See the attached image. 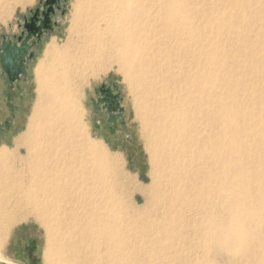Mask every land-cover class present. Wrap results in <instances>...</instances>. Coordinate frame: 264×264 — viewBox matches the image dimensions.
<instances>
[{"label": "bare ground", "instance_id": "bare-ground-1", "mask_svg": "<svg viewBox=\"0 0 264 264\" xmlns=\"http://www.w3.org/2000/svg\"><path fill=\"white\" fill-rule=\"evenodd\" d=\"M76 10L82 35L48 46L21 144L0 148V250L34 217L56 264H264V0ZM114 64L136 93L148 186L82 124L79 85Z\"/></svg>", "mask_w": 264, "mask_h": 264}, {"label": "rangeland", "instance_id": "rangeland-1", "mask_svg": "<svg viewBox=\"0 0 264 264\" xmlns=\"http://www.w3.org/2000/svg\"><path fill=\"white\" fill-rule=\"evenodd\" d=\"M42 1L45 0H23L26 2L25 7L19 5L15 8H13L15 6L13 1L7 0L0 3V15L2 12H7L6 17L0 22V35H12L13 32H17V25L22 17L36 8ZM65 1V15L59 19V28L46 40L37 59L32 64L26 88L21 91V94H14L15 96L10 98L5 86L3 87V96L0 99V148L7 146L14 151L21 144V138L28 129L29 119L37 102L35 68L44 57L48 46L56 42L60 48H64L70 37L76 39L82 35L81 32L76 33V30L73 29L76 8L80 4L86 6L89 1L94 0ZM202 10L208 12L206 6ZM242 56L239 58L242 59ZM106 83L116 85L122 96V107L125 110L122 123L112 121L108 119L107 115L95 112V105L92 104L94 90ZM79 87L84 114L82 124L90 138L104 143L109 154L116 157L119 164L124 165L127 173L148 186L151 183V152L139 117L136 93L128 84L124 74L114 64L106 68L98 77H89ZM11 99H13L12 102ZM100 118H104V122L97 126ZM111 123H114L113 128L110 127ZM46 248L47 233L45 227L34 217H30L10 225L0 250V262L5 264H56L55 260H45ZM98 264H106V262L100 260Z\"/></svg>", "mask_w": 264, "mask_h": 264}, {"label": "flooded vegetation", "instance_id": "flooded-vegetation-1", "mask_svg": "<svg viewBox=\"0 0 264 264\" xmlns=\"http://www.w3.org/2000/svg\"><path fill=\"white\" fill-rule=\"evenodd\" d=\"M58 6L53 16L46 17L48 8H44V4L40 2L36 8L22 17L17 25V32H13L12 35H0V99L3 96L4 86L10 98L15 96L14 94H21L26 88L32 64L46 40L59 28V19L65 15L66 1L60 0ZM47 18L52 20L51 24L45 23ZM92 104L95 105L97 114L107 115L112 121L123 122L122 116L125 110L116 85L106 83L97 87L94 90ZM103 122L104 118H100L97 126L102 125ZM110 127L113 128L114 123H111Z\"/></svg>", "mask_w": 264, "mask_h": 264}, {"label": "water", "instance_id": "water-1", "mask_svg": "<svg viewBox=\"0 0 264 264\" xmlns=\"http://www.w3.org/2000/svg\"><path fill=\"white\" fill-rule=\"evenodd\" d=\"M59 3H60V0H46L45 2L42 1L41 4H44V8H48L47 11H46V13H45V16L46 17L47 16H53L55 8H57V7L59 8V6H58ZM37 12L38 11H36V13ZM45 23L51 24L52 23V20H49L47 18V20L45 21ZM0 264H5V263L0 262Z\"/></svg>", "mask_w": 264, "mask_h": 264}]
</instances>
